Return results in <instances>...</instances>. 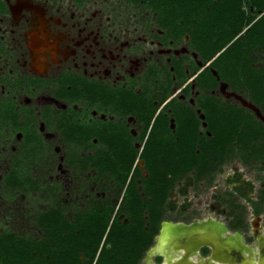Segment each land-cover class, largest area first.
<instances>
[{
  "label": "flooded vegetation",
  "instance_id": "flooded-vegetation-1",
  "mask_svg": "<svg viewBox=\"0 0 264 264\" xmlns=\"http://www.w3.org/2000/svg\"><path fill=\"white\" fill-rule=\"evenodd\" d=\"M72 1L64 6L55 0H0V154L8 165L5 173H0V181L2 186L10 185L9 191L19 186L14 179L23 186L31 183L34 190L40 189L32 167L56 152V143L47 144L54 136L63 139L65 161L70 166H79L77 153L85 155L100 149L103 143L95 136L90 140L82 134L70 137L71 126L79 122L99 126L102 121H120L133 135L140 133L143 128L137 115L126 113L118 106L120 90L144 93L158 103L170 84V95L159 103L157 113L170 100L184 101L195 107L203 120L199 133L213 134L198 104L202 91L196 79L213 59L204 62L191 47L188 34L177 40L170 38L158 24L157 14H98V9L89 12L88 5L99 2ZM195 65L199 68L192 70ZM180 67L187 74L186 79L178 76ZM218 80L216 86L205 92L229 107L228 116L233 107L242 109L244 121L234 128V133L241 136L227 143L223 152L220 146L211 148L207 172L200 173L196 168L183 178L191 177L197 187L206 182L213 194L209 213L178 222L220 223L236 237L231 241L236 253L226 256L247 264L259 259L258 246L264 243V101L256 102L252 96L239 92L243 89ZM230 98L241 105L230 102ZM249 117L256 126L246 125ZM130 119L141 125L139 131H134ZM171 128L175 131L174 118ZM227 165L232 166L229 172ZM252 169L262 175L256 198L247 196L253 199L256 217L248 222L237 199L246 197L247 190L252 188L245 178ZM11 172L16 176L9 180ZM225 172L228 176L219 185L215 179ZM79 173L94 183L89 193L98 196V183L92 174ZM43 178L47 181V176ZM79 187L83 191L84 186ZM222 194L228 195V200H220ZM223 201H230L232 206L227 210ZM211 251L203 247L201 254L207 256ZM156 258L153 261H161Z\"/></svg>",
  "mask_w": 264,
  "mask_h": 264
},
{
  "label": "trees",
  "instance_id": "trees-1",
  "mask_svg": "<svg viewBox=\"0 0 264 264\" xmlns=\"http://www.w3.org/2000/svg\"><path fill=\"white\" fill-rule=\"evenodd\" d=\"M127 1L145 2L170 38L188 34L201 59H213L196 77L202 91L198 104L213 134L199 133L203 120L184 101L170 100L157 113L159 103L170 95V84L158 103L144 93L120 90L118 106L137 115L143 128L140 133L135 136L123 122L107 120L99 126L79 122L71 126L70 134L89 140L95 136L103 143L94 152L77 153L76 168L92 174L108 192L98 197L99 202L75 203L71 216L61 206L40 212L36 217L40 236L0 232V264H142L161 221L168 218L174 186L196 168L207 172L213 146L223 152L227 143L241 136L234 128L244 121L242 109L233 107L228 116L229 107L205 92L219 81L211 68L236 89H245L256 102L264 101V61L256 66L254 56L256 50H264V0ZM198 68L195 65L192 70ZM177 74L188 77L181 67ZM245 122L257 125L250 123V117ZM15 176L11 172L9 180Z\"/></svg>",
  "mask_w": 264,
  "mask_h": 264
},
{
  "label": "rangeland",
  "instance_id": "rangeland-1",
  "mask_svg": "<svg viewBox=\"0 0 264 264\" xmlns=\"http://www.w3.org/2000/svg\"><path fill=\"white\" fill-rule=\"evenodd\" d=\"M55 1L64 6H67L66 2H73L72 0ZM88 2H99L90 3L88 5L89 12L98 9V14L123 16L134 15L135 13L138 15L147 14L149 16L156 14L145 2L133 4L127 0H89ZM254 56L256 58L255 65L261 66L264 61V50H256ZM239 92L246 97L250 96L245 89ZM226 98L227 97L224 96L225 100ZM229 101L238 106L241 105V103L234 98H230ZM129 124L134 128V131H139L141 129V125L138 122H134V119H130ZM47 142V144L52 142L56 143L58 149L55 153L51 154L50 157H45L40 164H36L32 167L33 175L38 176L37 180L39 181L38 184L40 189L34 190L33 184L27 183L24 186H16L14 189L17 190L9 191L10 185L9 187L2 186V182L0 181V232L11 230L28 237L40 236L41 229L36 220L40 212L61 206L64 208L66 215L71 216L76 208L75 203H77L78 206L84 205L87 202H99L100 200L98 197L108 192L99 184L96 186L98 196L89 193L94 183L89 178L84 179V176H81L76 166H70L65 161L67 151L61 136H54ZM136 145L142 146L140 142ZM7 154L11 155L12 152H8ZM2 156L3 155L0 154V173L4 174L5 170L8 169V165L7 163H3ZM54 164L55 169L52 166ZM230 167L232 166L227 165V172L231 171ZM227 172L223 173V175L217 173L218 176L215 180L219 182V185H222L224 182L223 180L228 176ZM261 175L262 173H257L255 169L248 171V173L245 174V178L250 182L252 188L247 190L246 197L237 199L238 206L244 208V217L248 222H252L256 218L252 200L257 196L259 186L258 179L261 178ZM44 176H47V181L49 182L43 178ZM252 181L254 183H252ZM192 182L193 180L191 177H188L180 180L174 186L168 199L167 221L177 222L180 219L191 220L195 216H200L206 212L209 213V203L212 200L211 195L213 194L211 186H209V184L207 185L206 182H202L200 186L197 187L194 186ZM79 186H84L83 191H80L81 187ZM182 189L183 192H181ZM222 196L224 197H220V200H228L226 199L228 195L222 194ZM247 196H251L253 199ZM185 205L186 208H184ZM222 205L227 210L232 206L230 201H226ZM217 217L224 218V215L217 214ZM144 259H146V257Z\"/></svg>",
  "mask_w": 264,
  "mask_h": 264
},
{
  "label": "water",
  "instance_id": "water-1",
  "mask_svg": "<svg viewBox=\"0 0 264 264\" xmlns=\"http://www.w3.org/2000/svg\"><path fill=\"white\" fill-rule=\"evenodd\" d=\"M214 73L219 78L216 70H214ZM234 95L240 97L235 93ZM203 116L204 114H202ZM141 165H144L143 161H141ZM165 222L168 221H162L159 233L156 235L152 246L159 242V238L163 234ZM169 222L171 223L172 237L165 243L164 250L157 252L153 256L160 257L161 261H153V264H239L236 257L230 258L226 256V254L232 255L236 253L237 249L233 245V242H231L236 237L234 234L228 232L220 223L213 220L190 223ZM152 246L148 249L147 253ZM203 247L211 248V253L207 256L201 254ZM257 253L259 259H252L247 264H264V243L259 244Z\"/></svg>",
  "mask_w": 264,
  "mask_h": 264
},
{
  "label": "bare ground",
  "instance_id": "bare-ground-1",
  "mask_svg": "<svg viewBox=\"0 0 264 264\" xmlns=\"http://www.w3.org/2000/svg\"><path fill=\"white\" fill-rule=\"evenodd\" d=\"M171 223L170 222H165V227L163 230V234L159 238V242L152 246V248L149 250L148 255L145 259V264H153V256L159 252L164 250L165 243L167 240L172 237V231H171Z\"/></svg>",
  "mask_w": 264,
  "mask_h": 264
},
{
  "label": "crops",
  "instance_id": "crops-1",
  "mask_svg": "<svg viewBox=\"0 0 264 264\" xmlns=\"http://www.w3.org/2000/svg\"><path fill=\"white\" fill-rule=\"evenodd\" d=\"M171 222H173V221H171Z\"/></svg>",
  "mask_w": 264,
  "mask_h": 264
}]
</instances>
